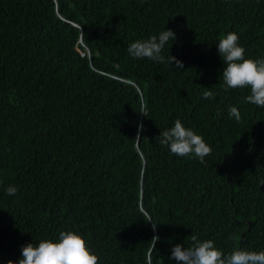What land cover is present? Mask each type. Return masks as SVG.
Returning a JSON list of instances; mask_svg holds the SVG:
<instances>
[{
  "label": "trees",
  "instance_id": "1",
  "mask_svg": "<svg viewBox=\"0 0 264 264\" xmlns=\"http://www.w3.org/2000/svg\"><path fill=\"white\" fill-rule=\"evenodd\" d=\"M166 29L182 67L128 54ZM228 32L264 58V0H0V264L66 230L99 264H177L193 234L264 250V108L223 84ZM177 119L205 163L160 144Z\"/></svg>",
  "mask_w": 264,
  "mask_h": 264
},
{
  "label": "clouds",
  "instance_id": "2",
  "mask_svg": "<svg viewBox=\"0 0 264 264\" xmlns=\"http://www.w3.org/2000/svg\"><path fill=\"white\" fill-rule=\"evenodd\" d=\"M176 33L171 29L161 31L145 40H137L127 47L128 54L134 59H149L156 63H169L177 68L183 62L175 56L167 58L162 55L165 46L176 40ZM239 35L228 32L218 42V52L226 67L222 78L226 89L248 88L250 94L245 98L259 108H264V58H245V48L239 43ZM204 99L214 98V93L206 90ZM141 113L147 115L142 106ZM229 116L240 122L241 113L235 106L228 109ZM162 146L180 157L197 158L205 163V157L212 154L211 146L202 135L192 128L185 127L180 119L174 126L162 131L157 137ZM18 188L10 185L7 195H15ZM155 227V225H154ZM191 246L177 244L172 248L171 258L177 264H264V250L254 251L236 248L229 254L219 249L213 240H200L197 235H191ZM99 256L89 247L88 240L75 231H60L57 240L44 239L38 244L29 243L22 247L21 259L13 264H99Z\"/></svg>",
  "mask_w": 264,
  "mask_h": 264
}]
</instances>
